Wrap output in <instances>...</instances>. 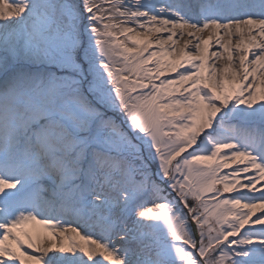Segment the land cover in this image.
<instances>
[{
	"label": "snow or ice",
	"instance_id": "obj_1",
	"mask_svg": "<svg viewBox=\"0 0 264 264\" xmlns=\"http://www.w3.org/2000/svg\"><path fill=\"white\" fill-rule=\"evenodd\" d=\"M0 264H264V0H0Z\"/></svg>",
	"mask_w": 264,
	"mask_h": 264
},
{
	"label": "bare ground",
	"instance_id": "obj_2",
	"mask_svg": "<svg viewBox=\"0 0 264 264\" xmlns=\"http://www.w3.org/2000/svg\"><path fill=\"white\" fill-rule=\"evenodd\" d=\"M162 2H163V0H162ZM207 34H205V36H206ZM216 50V48H215V46L211 49V51H215ZM216 63H221L220 61H217ZM258 194V193H257ZM226 196L228 195V194H225Z\"/></svg>",
	"mask_w": 264,
	"mask_h": 264
}]
</instances>
